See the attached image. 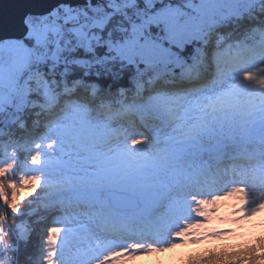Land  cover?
<instances>
[{
  "label": "snow or ice",
  "instance_id": "obj_1",
  "mask_svg": "<svg viewBox=\"0 0 264 264\" xmlns=\"http://www.w3.org/2000/svg\"><path fill=\"white\" fill-rule=\"evenodd\" d=\"M225 200L264 213V0L0 10V264H129L229 234Z\"/></svg>",
  "mask_w": 264,
  "mask_h": 264
},
{
  "label": "rangeland",
  "instance_id": "obj_2",
  "mask_svg": "<svg viewBox=\"0 0 264 264\" xmlns=\"http://www.w3.org/2000/svg\"><path fill=\"white\" fill-rule=\"evenodd\" d=\"M264 213L257 215L252 221H245L242 224L233 223V202L231 200L221 201L217 207L216 214L213 219L207 225L205 231L214 232L230 230L229 234L222 235L218 238H205L200 240L198 243L186 242L179 247H185L187 250L197 246L204 245L207 241L214 239H228L232 237H240L247 234H254L264 231ZM151 253L148 256H138L135 260L129 262V264H178L179 259L175 254L166 255L165 253ZM169 256V258H167Z\"/></svg>",
  "mask_w": 264,
  "mask_h": 264
},
{
  "label": "trees",
  "instance_id": "obj_3",
  "mask_svg": "<svg viewBox=\"0 0 264 264\" xmlns=\"http://www.w3.org/2000/svg\"><path fill=\"white\" fill-rule=\"evenodd\" d=\"M264 231L247 234L240 237H232L228 239H214L207 241L204 245L195 246L190 250L185 247L170 249L166 255L175 254L178 257V264H197L198 261H206L208 257L225 256L241 250V248L255 243L256 238ZM169 258V256L167 257Z\"/></svg>",
  "mask_w": 264,
  "mask_h": 264
},
{
  "label": "water",
  "instance_id": "obj_4",
  "mask_svg": "<svg viewBox=\"0 0 264 264\" xmlns=\"http://www.w3.org/2000/svg\"><path fill=\"white\" fill-rule=\"evenodd\" d=\"M15 2V0H0V10L7 11Z\"/></svg>",
  "mask_w": 264,
  "mask_h": 264
}]
</instances>
